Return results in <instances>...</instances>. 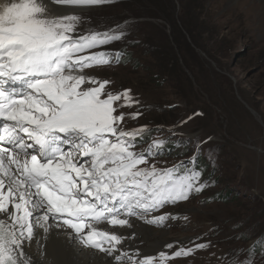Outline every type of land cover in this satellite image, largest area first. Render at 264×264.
<instances>
[{"label": "snow or ice", "instance_id": "1", "mask_svg": "<svg viewBox=\"0 0 264 264\" xmlns=\"http://www.w3.org/2000/svg\"><path fill=\"white\" fill-rule=\"evenodd\" d=\"M110 2L0 4V264H31L24 243L35 242L38 235L47 239L50 218L66 233L64 240L54 236V253L71 245L91 250L92 256L156 264L151 256L137 262L127 252L119 255L118 246L126 237L98 226L132 227L128 217L203 190L199 170L139 167L159 154L165 141L154 140L146 151H136L137 138L147 126L126 130L121 127L126 116L136 119L140 113L118 112L139 103L131 90L105 92L109 81L83 74L85 68L111 63V58L104 52L81 53L120 40L123 32L77 34L82 17L68 10ZM246 251L248 264H254L257 252L264 253V240L253 241ZM191 254L192 249H179L173 255ZM159 256L161 261L168 258ZM51 264L67 262L54 256ZM92 264L106 262L100 256ZM237 264L243 261L237 258Z\"/></svg>", "mask_w": 264, "mask_h": 264}, {"label": "rangeland", "instance_id": "2", "mask_svg": "<svg viewBox=\"0 0 264 264\" xmlns=\"http://www.w3.org/2000/svg\"><path fill=\"white\" fill-rule=\"evenodd\" d=\"M120 1L75 11L82 17L77 34L123 32L120 40L81 53L104 52L111 58V63L85 68L83 74L109 81L105 92L131 90L139 103L118 112L140 115L126 116L121 127L147 126L142 138L152 136L148 143L137 141L136 151H146L154 140L165 141L159 154L139 167L155 164L158 169L177 166L185 171L201 166L199 183L204 185L186 200L129 218L165 233L171 241V247L153 256L156 264H237V258L248 264L246 250L253 241L264 240V0H197L207 18L203 29H211L203 35L206 47L220 65L199 48H184L191 55L194 79L181 58L173 60L172 42L183 36L171 13L179 14L181 0L151 1V13L162 5L169 9L166 17L143 10L138 17L124 15L117 6ZM123 1L145 3V10L149 5V0ZM124 50L133 57L139 53L150 65L123 62ZM153 64H161L163 73ZM161 216L166 219L148 222ZM199 244L207 247L199 249ZM179 249H192V254L175 257ZM160 253L168 258L161 261ZM254 264H264V253L257 252Z\"/></svg>", "mask_w": 264, "mask_h": 264}, {"label": "bare ground", "instance_id": "3", "mask_svg": "<svg viewBox=\"0 0 264 264\" xmlns=\"http://www.w3.org/2000/svg\"><path fill=\"white\" fill-rule=\"evenodd\" d=\"M9 2V0H4V3ZM80 9H69V12H75ZM129 223L132 227L124 226L121 227H111L105 225H99L98 227H104L105 230L114 231L117 234L126 237L123 243L119 247V255H123L127 252L130 256L135 259H144L147 256L158 255L159 252L163 251L167 245L171 243L165 233L161 234L159 231L153 230L140 223L139 219L129 218ZM49 223L52 224L49 233L44 234L47 239L41 240L40 236L36 237L35 242H25L24 250L26 252V259L31 261V264H51L53 257L56 259L65 261L67 264H92L95 259L99 260L100 256H103L106 264H130L125 257L122 261H117L110 256L104 254H97V256L91 255V250L83 249L80 251L78 248H74L71 245L61 246V249L54 253L52 247V240L55 236L58 240L65 239V230L56 228V221L50 218ZM36 231L42 233V230L37 227ZM69 233L71 230H67ZM71 239V236L67 237ZM82 248V246H80Z\"/></svg>", "mask_w": 264, "mask_h": 264}, {"label": "trees", "instance_id": "4", "mask_svg": "<svg viewBox=\"0 0 264 264\" xmlns=\"http://www.w3.org/2000/svg\"><path fill=\"white\" fill-rule=\"evenodd\" d=\"M123 1V0H122ZM120 1L117 6L123 8L124 11H126V14H130L133 17H138L139 16V11L143 10L146 13L152 14L153 16H168L167 15V11H169V9L163 7L162 5H160V8H157V13L154 11V13H151V1L149 0V5L146 7L145 10V3H137L136 1H132L129 4L126 3V1ZM172 1V0H171ZM181 8L182 10L179 11L178 15H174V13H171V15H173V24L176 25V23L178 24V29L180 31V34L183 36L182 37V41L178 40V39H174L172 44L174 46V50L176 52V55L174 56V61L178 59H182V65L185 68V70L189 73L190 75V79H194L195 78V70L192 68V65H190V63L188 62V56H191L190 53H188V51H184V48H186V50H190L191 52H195V48H199L202 51H204L207 56L214 62H216L218 65L219 61L216 57V55H214L212 53V51H210L207 47H206V39L203 37V35L205 33H210L211 29L208 27L206 29H203V27H205V23H207V18L205 17V12H204V8L201 6V4L197 3V0H181ZM192 3V5H191ZM115 3H112L110 5L114 6ZM174 7V6H173ZM172 11H175V8L171 9ZM128 17V16H126ZM196 23V24H195ZM157 49H162L161 46H158ZM124 55L122 56V61L123 62H128L129 60L132 61L135 65L139 66V65H143L146 68L150 65V63H148L147 61H143L141 55L139 56V53H135V57H133L131 54H129L128 51L124 50L121 51ZM109 56V55H108ZM110 57V56H109ZM171 63V62H170ZM169 63V64H170ZM153 68H156L160 71L159 68H163L161 64H153L151 65ZM222 69V66L220 67ZM180 70V69H179ZM166 72V71H165ZM180 72H182L180 70ZM160 73H163L162 70L160 71ZM183 74V73H182ZM183 76L185 77V75L183 74ZM140 138V139H139ZM152 139V136H147L145 138H141L138 137L137 141H143L144 140V144L150 142V140ZM202 163V162H201ZM206 165V164H205ZM206 167V166H205ZM204 168V166H203ZM201 169V170H200ZM191 170H199L201 174H203V169L201 168V166H197L195 169H191ZM202 171V172H201ZM180 172H184V169H180Z\"/></svg>", "mask_w": 264, "mask_h": 264}]
</instances>
